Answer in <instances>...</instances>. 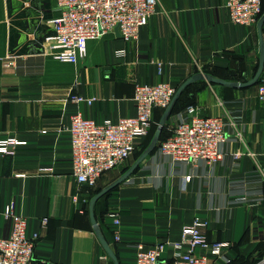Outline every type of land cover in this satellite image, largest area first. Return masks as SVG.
<instances>
[{"label":"crops","instance_id":"crops-1","mask_svg":"<svg viewBox=\"0 0 264 264\" xmlns=\"http://www.w3.org/2000/svg\"><path fill=\"white\" fill-rule=\"evenodd\" d=\"M225 3L160 0L137 41L110 33L88 43L86 60L69 64L46 55L50 22L61 12L55 0H0V140L15 136L26 142L15 157L0 155V239L11 235L12 223L3 211L15 201L30 235L39 234L36 260L114 264L93 230L89 204L119 176L103 177L96 188L77 184L65 132L70 117L80 112L98 123L133 117L136 84L168 81L179 88L196 75L251 80L260 60L258 25H234ZM120 50L125 56L118 57ZM72 95L96 101L91 107L77 105L69 101ZM191 104L204 117L225 119L224 160L175 163L156 149L97 203L103 235L120 264H134L139 246L158 244H165L162 258L170 260L183 228L201 218L208 222L211 243L230 245L212 264H264V101L258 85L234 89L197 82L170 117L169 129L187 120ZM238 150L244 155L236 161L232 155ZM113 212L120 213L119 242Z\"/></svg>","mask_w":264,"mask_h":264},{"label":"built area","instance_id":"built-area-1","mask_svg":"<svg viewBox=\"0 0 264 264\" xmlns=\"http://www.w3.org/2000/svg\"><path fill=\"white\" fill-rule=\"evenodd\" d=\"M60 15L50 23L53 34L45 38L46 55L56 61L77 64L86 60L88 43L118 32L125 42L137 41L140 32L156 15L160 0H55ZM225 8L231 22L237 26L258 25L262 16V0H226ZM118 57L125 51L117 52ZM157 73L162 76L164 65L157 64ZM178 88L172 82L136 84L133 117L106 120L98 123L84 117L80 112L70 117L65 132L71 150L73 176L79 185L96 188L109 172L119 169L134 154L136 142L150 136L157 111H165L171 104ZM259 100L264 101V79L258 85ZM74 104L92 106L95 99L72 95ZM187 120L179 124L172 136L160 142L161 155L175 163L198 165L200 162L216 164L225 154L222 146L227 142V123L221 117H204L200 108L191 105L185 111ZM239 141L242 135L237 133ZM26 145L15 136L0 140V155L15 157L18 149ZM244 153H233L236 161ZM12 223L11 235L0 239V264H52L35 258L39 234L30 235L29 223L20 212L17 203L11 201L3 211ZM113 220L115 240L120 241L121 218L119 212L110 214ZM47 219L42 222L43 226ZM208 222L196 218L191 226L181 232L180 241L174 244V254L164 260L165 244L145 249L139 246L134 264H212L230 248L228 243H211L206 235ZM185 249L188 251L186 252Z\"/></svg>","mask_w":264,"mask_h":264},{"label":"water","instance_id":"water-1","mask_svg":"<svg viewBox=\"0 0 264 264\" xmlns=\"http://www.w3.org/2000/svg\"><path fill=\"white\" fill-rule=\"evenodd\" d=\"M263 27H264V16L260 19L258 22V31H259V38H260V60H259V66L257 69L256 74L254 77L243 83H235V82H229L226 80L218 79L215 78L211 75H196L187 81H185L177 90L171 104L169 107L164 111L160 123H159V128L155 133V136L149 145V147L145 150V152L137 159V161L129 168L127 172H125L121 177H119L117 180H115L113 183L109 184L105 188L99 190L95 196L91 199L90 204H89V213H90V219H91V224L93 227V230L107 253V255L110 257V259L114 262V264H120L118 256L106 240V238L103 235V232L98 224L97 217H96V205L97 203L105 196L110 194L112 191L117 189L120 185H122L124 182H126L142 165V163L156 150L158 147V144L160 143L163 130L166 127V124L170 117L173 115L174 109L181 98V96L184 94V92L193 84H196L197 82L200 81H206L209 84L213 85H221V86H226V87H231L234 89H249L254 86H256L259 81L264 78V37H263ZM232 76L234 74L231 73Z\"/></svg>","mask_w":264,"mask_h":264},{"label":"rangeland","instance_id":"rangeland-1","mask_svg":"<svg viewBox=\"0 0 264 264\" xmlns=\"http://www.w3.org/2000/svg\"><path fill=\"white\" fill-rule=\"evenodd\" d=\"M263 16H264V14H263ZM263 16H261V18ZM160 119H161V116L158 117V118H155L151 136H149L148 138L139 140L140 146L139 147H136V150H135L134 154L132 155V157L123 166H121L119 169L109 172L104 177H108V178L109 177L112 178V176H113V178L114 177H117V176L121 177L125 173V171L127 172L129 170V168H131V166L137 161V159L145 152V150L151 144V142H152V140H153V138L155 136V133H156V131L159 128ZM170 126H172V124ZM169 128L170 127H169V120H168V122L166 124V127L163 130V132L166 135L167 134H171L173 132V130H174L172 128L171 129H169ZM89 195H90V198H91V196H93L94 193L93 192H90Z\"/></svg>","mask_w":264,"mask_h":264},{"label":"trees","instance_id":"trees-1","mask_svg":"<svg viewBox=\"0 0 264 264\" xmlns=\"http://www.w3.org/2000/svg\"><path fill=\"white\" fill-rule=\"evenodd\" d=\"M263 14H264V6H263V0H262V16H263ZM243 82H247V81H249V80H242ZM261 81H262V79L259 81V83H261ZM200 83V82H199ZM259 83L257 84V85H259ZM256 85V86H257ZM177 87V86H176ZM178 88V87H177ZM190 88V87H189ZM189 88L184 92V94L181 96V98L179 99V101H178V103H177V105H176V107H175V109H174V112H173V114H176V112L179 110V108H180V105H181V102H182V100H183V98L186 96V94H187V92H188V90H189ZM192 105V104H191ZM188 106H190V105H188ZM187 106V107H188ZM157 112H160L161 113V117H162V115H163V113H164V111H157ZM156 112V113H157ZM156 113H155V116H154V120H155V117H156ZM159 116V117H160ZM152 129H153V127H152ZM151 134H152V130H151V133H150V136H151ZM165 133L163 132V134H162V137H161V140H160V142H163V141H165V140H167L168 138H170L171 136H172V133L171 134H165ZM148 138V137H147ZM158 146H159V144H158ZM156 149H158V147L156 148ZM126 172V171H125ZM101 190V189H100ZM116 190V189H115ZM99 191V190H98ZM97 191V192H98ZM96 192V193H97ZM112 193V192H111ZM109 195V194H108ZM107 195V196H108ZM95 196V195H94Z\"/></svg>","mask_w":264,"mask_h":264}]
</instances>
